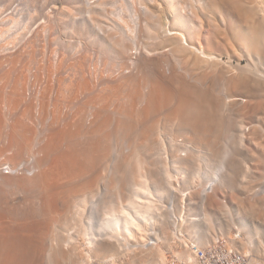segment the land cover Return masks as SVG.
<instances>
[{"label":"bare ground","instance_id":"bare-ground-1","mask_svg":"<svg viewBox=\"0 0 264 264\" xmlns=\"http://www.w3.org/2000/svg\"><path fill=\"white\" fill-rule=\"evenodd\" d=\"M165 3L167 11L174 18L172 25L176 27L175 32L171 33L173 37L167 38L164 46H167L168 51L171 50L172 59L168 63L171 74L168 76L163 71H157L155 74L150 72L149 68L157 66L158 60L144 62L138 64L142 69L141 73L144 74L142 79L125 74V76L121 74L122 78L121 75L120 78L110 77L107 83L110 84L111 81L115 88L109 91L107 88L94 89L98 80L96 82L93 79L94 81L91 82L87 80L86 74L82 73L81 82H84H78L77 85L73 82L75 92L66 97L67 106L61 107L56 102V106L52 105L51 108L48 106V111L45 110L43 117L50 120V128L42 144L37 150L35 149L37 154L32 156V165L37 169L29 176L22 172V169L27 168L20 166L23 164L21 162H27L29 158L16 162L21 157L22 149L19 136L23 134L21 131L27 130L36 134L37 128L35 131V124L32 127L16 120L11 125L10 131L5 133L0 117V137L5 134L7 136L0 144L2 167L0 191L11 183L24 188L36 187L42 204L34 218L17 221L11 218L12 215L2 205L0 197V264H44L45 262L67 264L69 260L72 261L71 264H87V259L92 253L100 257L99 261L105 264L114 262L117 257L124 258L128 253L129 256L132 253L131 259L137 264H155V262L168 264L169 257L165 259L161 246L158 247L161 242L166 245H171L173 242L184 245L181 250L169 252L170 256L178 257L172 264H202L198 258L199 249L205 253H218L222 248L232 250L243 257L247 256V264H264V241L261 238L256 240L252 235L247 236V242L255 246L258 255L262 254L261 259H258L253 248L245 251L239 246L244 239L239 227L234 228L232 235H227L233 238L235 242L233 244L221 235L222 232L213 233L216 236L211 238L212 235L208 233L209 228L197 233L200 228L196 227L201 214L207 219L208 226L210 225L206 204L208 205L209 195L213 193L215 185L229 186L235 178L237 179L236 175L246 180L244 179L248 173V170L244 169L247 167H245L246 163L241 164V159L238 158V161L235 155L231 159L229 156L238 151L234 149L225 151L222 144L232 138H238L240 144L243 142L246 137L242 115L245 106L243 97L254 100L253 107L255 105L257 108H264V76L260 69L250 70L252 67H249V70H245L246 67H243L244 70L235 71V68L232 70L229 64L221 62V58L218 59L213 55L217 50L207 53L204 51V55L200 53L202 56L194 55L191 48L196 47L189 48L190 44L186 46L183 42L185 39L194 40L192 27L186 25V18L177 12L175 5L169 1ZM203 11V14L220 17L225 31L220 32L219 38L234 51L235 55L238 51L242 56L251 58L253 62L258 64L264 62V0H203ZM156 57L158 58V54ZM91 75L90 73V77ZM34 79L37 82L39 80L35 77ZM47 82L45 86L43 85L44 88L48 87ZM104 84L106 83L103 82ZM49 88L50 85L48 92ZM22 89L24 90V87ZM19 90L21 94L23 90ZM59 90L58 87L55 92ZM0 93L2 94L3 91ZM2 95L0 98L3 97L4 100V94ZM56 95L58 97V93ZM53 103L55 104L54 100ZM73 103L76 105L73 106ZM33 114H36L35 111L31 115ZM257 129L256 127V130H253L254 138L255 135L258 137L257 132L260 130ZM28 136H30L29 140H32L31 134ZM14 148L17 149L16 152ZM226 157L231 159L227 161L229 168L226 169L227 166H224L220 175L218 174L220 171L213 170L212 160L219 159L222 164ZM241 165L244 166L242 169ZM183 171H185L184 175ZM204 171H210L208 176L211 181L208 185L204 184L205 188L201 190L203 194L196 203L200 208L197 211L199 218H195L197 220L191 221L189 225L194 234L191 235V231V234L187 229L188 233L183 231L185 227L181 226L182 220L179 224L181 218L173 208L179 205L176 203V195L172 194V188L174 191L177 189V185L174 186L173 176H177L178 181L183 183L186 181V185L189 184L188 186L193 188L198 185L195 184L194 177L202 175ZM16 174L23 176L22 179L25 176V179L9 178ZM92 182L94 186L97 184L98 189L104 187L108 190L118 187L121 194L120 197L116 195L118 198L115 195L101 196L100 201L104 204L102 220L100 222L98 220L95 226L92 224V216L85 221L83 236L87 238L88 249L85 248L88 251L87 258V253L81 251L84 248L79 249L75 245L73 234L76 229L72 231L68 221L74 217L78 218L82 211L80 205L86 200L85 198L80 200V190L75 191V189L79 186L82 188L86 184L90 186ZM209 183L215 184L213 185L215 187L210 186ZM181 190L179 192L183 196ZM66 191L74 195L73 199L70 195L71 198L68 196L70 199H63L62 193ZM187 194L188 192L185 195ZM171 197L174 198L172 202H170ZM165 198L169 199L170 207L162 204ZM72 202L74 203L71 204ZM263 202L258 206L253 204V208L261 210L259 211L261 213L257 211L261 217H264ZM97 205L98 203H93L91 200L92 209ZM73 206L75 208L72 213H68ZM183 207L185 206L182 204ZM182 219L185 220V217ZM253 228L257 235L261 232L259 226ZM80 232H82L81 227ZM219 240L226 243H221ZM237 242L240 244H236ZM195 246L197 249L193 248ZM78 249L83 257L77 255L78 258L74 261L71 259L72 252L78 253L75 252Z\"/></svg>","mask_w":264,"mask_h":264},{"label":"rangeland","instance_id":"rangeland-1","mask_svg":"<svg viewBox=\"0 0 264 264\" xmlns=\"http://www.w3.org/2000/svg\"><path fill=\"white\" fill-rule=\"evenodd\" d=\"M166 1L175 5L177 7V12L186 18V25L192 27L194 31L192 33L194 40L185 39L183 42L186 46L190 44L189 48L192 46L196 47L195 49L191 48L194 55H201L200 53L204 55L207 52H215L217 50L213 55L218 59L221 58V62L229 64L232 70L234 68L235 71L244 70L245 67V70H249V67H252L250 70L253 69L257 71V69H260L259 71L262 72L264 76V62L262 64L253 62L251 58L248 57V59L247 56H242L238 51L235 55L234 51L220 40V32L225 31L224 25L221 24L222 21L219 16L202 13L204 12L203 0H0V92L3 91L2 94H4V100L3 97L0 98V117L3 123L2 126L6 131L5 133H7L10 131L11 125L15 123L14 121L19 120L23 121L24 123H22L24 125L33 127L35 124V131L37 128L36 134L35 132L27 130L21 131L23 134L19 136L22 141L21 144H25L23 146L21 145V157H19L16 162H20L26 157L29 158L27 162H21L23 164H20V166L22 165L23 168H27L26 170L22 169V172L29 176L37 169L32 165V156L37 154L36 150L42 144L43 138L50 128V120L44 118L45 110L48 111L52 105L56 106V102L61 107H66L67 103L65 99L67 96L74 94L75 86L73 82L76 85L78 82L80 83L82 80V73H85L87 80H91V82L98 80L97 85L93 83L95 85L94 89L102 90L107 88L109 91L115 88L111 81L110 84L107 83L110 77L122 78L121 74H125L126 76H135V78L139 80L142 79L144 74L143 72L141 73L142 69L138 67V64L144 62L158 60L157 66L149 68L151 70L150 72H154L155 74L157 71H163L168 76L171 74V68L168 66V63H170L172 59V55H170L171 50L168 51L167 46H164L165 40L170 36L173 37L171 33L175 32L176 27L172 25V20L174 18L171 17L172 14L170 15V12L166 9ZM202 15L204 16L202 17ZM172 42H174V40ZM197 48H199V50ZM157 54L158 58L156 57ZM14 57L17 58L14 59ZM13 59H17L18 61H14ZM156 67L159 68L155 69ZM4 71H9L11 76L9 77V72H6L8 73L7 78ZM90 73L92 74L91 77ZM34 77L39 79L38 82ZM61 80L62 82H59ZM3 81L4 83H2ZM46 82L48 87L50 85L49 92L48 87H45L47 90H44ZM103 82L106 84L103 85ZM58 83H61V87ZM4 84L6 85L5 88L3 87ZM51 86H53L52 89ZM18 87L21 90H23L22 88L24 87L21 94H19L20 90ZM58 87L60 90L57 92L58 97H56L57 93L55 91ZM42 89L43 91H41ZM17 90L19 91L16 92ZM41 92L43 97H41ZM2 94L0 93V97L3 96ZM8 100L10 102H8ZM243 100L245 106L243 107L242 115L244 117L246 137L241 144L238 138L225 141L226 143L222 144V148H225V151L228 149L238 151L239 155L238 153H234L229 157L232 159L234 157L233 155H235L238 161L241 159V164H247H245V167H247L244 168L248 170L245 176L246 178H244L246 180H242V177L240 178V176L236 175L237 179L235 178L229 186L223 187L219 184H213L216 186L215 187L209 183L210 186L215 188L208 198L209 201L213 202L208 201V205L206 204V210L210 218V225L208 226V221L202 214L199 215V218L197 211L200 210V208L196 203L200 200V195L202 196L203 194L201 190L205 188L204 184L208 185V182L211 181L210 176H208L210 171H204L202 175L195 176V184L199 186L196 185L193 188L189 187V184L186 185V181L183 183V181H178L179 179L177 176H173V178H177H174V186L177 185L178 190L175 189L176 191H174L172 188V194L176 195V203L179 204L176 208H173L175 213L181 218L180 220L178 219L179 224L182 220L181 226L185 227L183 231L187 233L192 230L189 228L191 221L195 222L197 220H195V218L198 217L199 220H197L196 227L200 228V230H197V233L206 231L207 228H209L208 230L211 232L208 231V233L212 235L211 238L216 236L213 233L222 232L221 235L226 237L230 243L233 244L235 243L233 238L227 237V235H232V233H234V228L239 227L244 235V239L242 240V244H240V241V243L237 242L236 244H240L239 246H242L241 248L245 249V251L253 248L255 255L257 254L255 257L261 259L262 254L261 256L258 255L255 246L247 242V236L252 235L256 240L261 238L264 241V217L259 215V213H261L259 211L261 210L258 208L255 209V207L253 208V204L258 206L259 203L261 205L262 201H264V145L263 147L261 146L264 144V113H262V111L264 112V110H262L264 108H257L255 105L253 107L252 102H254V100H251L249 97H243ZM17 102H19V104ZM72 105L74 106L76 103ZM25 108L30 109L32 113L35 111L36 114L31 115L32 113H30V110L26 111ZM11 112L13 113L11 114ZM22 118H24V120ZM256 127L258 131L260 130L257 132L259 138L255 135L257 139L252 135ZM30 134L32 140H29L30 136L28 135ZM261 134L263 135L261 136L262 138L259 136ZM5 138H7L6 134L0 137V144L4 142ZM16 151L17 149L14 148V152ZM229 157L224 159L223 165L219 159L212 160L213 164L211 165L214 168L213 170L220 171L218 174L220 173L221 175V173H223L222 169L225 168L224 166H227L226 169L229 168L227 164V161L231 160ZM242 166L243 165L240 166L241 169ZM31 167L34 168L31 169ZM0 168H2L1 165ZM184 173L185 171H183V175ZM17 175L18 174L9 178H14V180L17 178H19L18 180L25 179V176L24 179H22L23 176ZM217 178H219V176ZM90 184L92 185L89 186L86 184L83 185L82 188H79V186L77 188L78 190L75 189V191L80 190V200H83V198L86 200H83L84 203L80 205L82 211L78 218L74 217L68 221L71 230L74 231L76 229L73 234L75 245H77L79 249L84 248L81 251L85 253L88 252L86 250L88 249L87 238L84 237L85 235L83 236L85 221L92 216L91 220L93 226L97 225L96 223L102 220L101 214L104 213L102 209L104 204L100 201L101 196L111 197L112 195L119 196V194H121V190H119L118 187L107 190L104 187L98 189L97 184L94 186L93 182ZM181 189L185 190L183 191ZM180 190L183 191V196L188 192V197L185 195L186 198H184L180 194ZM69 195L73 199L74 195L70 192L66 191L62 193V196H64L63 199H70L71 197ZM0 197L2 205L12 215L11 218H15L17 221L34 218L35 214H38L37 211H39L42 206L37 194V188L32 186L24 188L19 187L15 183H11L10 186L1 189ZM168 198H165L166 200L162 203L165 207H170ZM121 199L123 202V198ZM172 199L174 198L171 197L170 202L173 201ZM91 200L93 203H98L93 209ZM186 201L188 203H186ZM73 203L74 202L71 204ZM180 203L185 206L183 207L184 209L182 208V204L180 208L178 207ZM27 207L29 208L27 209ZM74 208L75 206H73L68 213H72ZM257 211L259 213H257ZM184 212L187 214H184ZM182 217H185V220L182 219ZM80 223H82V225ZM256 225L259 226L261 231L258 235L253 228V226ZM80 227L82 232H80ZM170 229H172V226ZM76 232L80 235L79 237ZM191 232L189 234H191ZM191 235H194L193 232ZM171 242L173 241L171 240ZM161 243L158 247L161 246V252L164 253L165 259L170 256L169 252L171 250H181L184 246L174 242L171 245H166V243L163 242ZM79 249L75 251L78 253L72 252V260L75 261L78 256L81 258L83 257ZM74 254L75 258H73ZM86 255L88 258V253ZM91 255L92 257H90ZM131 255L132 253H130V256L128 253V256L126 254L124 258L117 257L115 259L116 261L114 260V262H111H113V264H133L134 262L131 259ZM90 256L87 259V264L90 262L91 264H105L99 261L101 259L100 257L98 258L95 253L90 254ZM163 261L165 260H162V262ZM71 262L72 261L69 260L67 264H71ZM111 262L109 264H112ZM44 264L47 263L45 262ZM155 264L157 263L155 262Z\"/></svg>","mask_w":264,"mask_h":264},{"label":"built area","instance_id":"built-area-1","mask_svg":"<svg viewBox=\"0 0 264 264\" xmlns=\"http://www.w3.org/2000/svg\"><path fill=\"white\" fill-rule=\"evenodd\" d=\"M209 190H211V188ZM220 242L226 243L224 241ZM193 248L197 249L196 246ZM177 258V255L169 256L170 261L168 264H172L177 260ZM198 258L202 264H247V256L243 257L239 253L237 254L232 250L228 251L224 248H222L218 253H205L203 250L199 249Z\"/></svg>","mask_w":264,"mask_h":264}]
</instances>
